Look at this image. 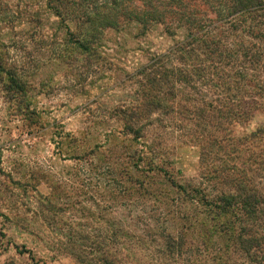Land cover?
<instances>
[{
	"label": "rangeland",
	"instance_id": "rangeland-1",
	"mask_svg": "<svg viewBox=\"0 0 264 264\" xmlns=\"http://www.w3.org/2000/svg\"><path fill=\"white\" fill-rule=\"evenodd\" d=\"M165 1L152 0L156 11L145 6L149 0L125 3L119 26L91 33L94 39L91 34L85 37L84 14L80 19H63L49 7V0H0V264H103L101 258L107 256L122 260L119 264H185L190 259L180 253L173 259L163 240L178 235L182 217L194 208L179 201L176 213L165 217L157 202L133 198L134 203H127L130 183L109 181L118 177L114 167L118 172L126 167L124 158L130 150L144 151L151 158L154 148L148 151L147 147L159 140L163 141L165 163L160 168L174 182L208 190L204 174L216 172L215 160L208 159L211 166L205 164L206 171L201 167V147L209 136L203 144L187 142L182 137L184 129H178L184 123L165 119V129L150 126L140 141L121 133L120 110L136 103L134 98L144 92L148 74L157 80L160 70L171 72L168 85H160L161 91L150 88L160 98H184L185 93L194 94L192 88H203L198 76L188 84L176 79L179 70L188 68L179 62L181 53H176V46L188 39L189 31L185 21L170 17ZM185 1L194 16L216 20L206 0ZM108 10L99 7L98 17L108 15ZM134 10L139 17L149 12L151 20L155 12L166 17L144 29L124 20ZM162 56V62L138 75ZM184 76H189L188 69ZM202 90L200 98H212ZM262 124L260 111L249 123L225 126L218 136L233 134L240 139ZM85 152L84 159L74 158L75 153ZM239 158L247 159L245 154ZM140 165L144 172L148 170L147 162ZM157 171L146 178L150 180L144 189L149 193L162 191L150 185L151 180H163ZM131 177L144 179L141 172ZM136 192L133 197L142 198ZM125 202L135 206L130 215L124 210ZM150 204L154 213L144 211ZM120 212L128 223L108 227L109 219H118ZM114 230L117 235L112 237Z\"/></svg>",
	"mask_w": 264,
	"mask_h": 264
},
{
	"label": "trees",
	"instance_id": "trees-1",
	"mask_svg": "<svg viewBox=\"0 0 264 264\" xmlns=\"http://www.w3.org/2000/svg\"><path fill=\"white\" fill-rule=\"evenodd\" d=\"M130 1L133 0H49V7L63 19H80L84 14L83 17L87 20L85 37H89L91 33L118 27L120 9L123 10L125 3ZM206 1L209 2V10L215 15L214 22L204 16H194L185 0H167L164 4L170 17L185 21L189 31L188 39L176 46V53H181L179 62L188 67L189 73V76H184L187 69H183V72L179 70V77L176 78L178 83L188 84L193 76H198L204 91L212 98H200L199 93L203 92V88L199 86H188L194 89V94L185 93L184 98H160L159 94H152L151 87L161 91V84L168 85L167 78L171 72L164 69L158 72L157 80L150 78L151 75L148 74L149 77L145 78L143 85L144 92L134 98L136 103L129 109L122 106L120 121L123 123V136L134 137L136 141L145 138L144 132L150 126L158 129L157 131L165 129L168 125L165 124V119L184 123V127L178 126V129H184L182 137L187 142L203 144L205 137L209 136L206 144L201 147V167L206 171L205 164L211 166L208 159L217 161V164L214 166L216 172L204 174L208 190L201 191L192 186V183L186 184V187L167 177L168 173L160 168L165 164L162 160V140L154 141L152 146L147 147L148 151L154 148L151 158L144 151H132L128 148L130 151L124 158L126 167L119 168V172L114 167L118 180L112 177L109 181L115 185L118 181L130 183V189H126L127 203H134L130 201L133 198L141 200L142 203L147 200L157 202L163 208L165 217L176 213L175 207L179 201L194 208L193 212L182 217L178 235L167 236L163 240L164 248L168 249L173 259L180 253L190 257L185 260V264H264V124L240 139L232 133L230 137L221 133L218 136V131H223L225 126L249 123L258 112L264 114V0ZM145 6L151 11L157 9L152 0ZM99 7L110 9L111 17L108 10V15L99 18ZM151 17L153 16L149 12L139 17L134 10L126 13L124 20L135 21L142 25L141 28L147 29L146 25L163 20L166 16L155 12V17L158 18L151 20ZM212 32H222L224 35H213ZM91 38L96 39L95 34H91ZM164 59L162 56L152 60L138 75L148 73L155 64ZM196 88L200 90L196 92ZM156 114L161 117L153 118ZM171 115L174 119L170 118ZM213 131L217 132V136L213 135ZM225 139L227 145L223 146ZM242 154L247 159H240L239 155ZM85 156L86 152L83 155L75 153L74 158L82 160ZM156 157H159L161 163H158ZM143 162L148 164L145 172L140 165ZM91 165L93 170H97L95 165ZM155 170L164 177L160 182L151 180L150 185L161 187L162 191L155 189L156 193H149L144 189L150 180L146 178L151 177ZM111 171H114L113 168ZM133 172H141L144 179H133ZM136 189V194L142 198L133 197ZM211 190L216 194L212 195ZM127 203L125 202L124 210L129 214L135 210V206ZM147 206L144 211L154 213L153 206ZM143 213H140L139 219ZM126 220V215L120 212L118 219H109L108 227H113L117 222L119 227H123L128 223ZM170 225L176 226L171 223ZM112 233V237L117 235L115 230ZM82 258L84 259L83 256H78L84 262ZM117 260L116 257L101 258L103 264L122 263V260ZM4 264L16 263L9 261Z\"/></svg>",
	"mask_w": 264,
	"mask_h": 264
}]
</instances>
